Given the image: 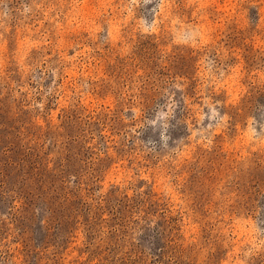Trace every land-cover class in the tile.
<instances>
[{"label":"rangeland","instance_id":"obj_1","mask_svg":"<svg viewBox=\"0 0 264 264\" xmlns=\"http://www.w3.org/2000/svg\"><path fill=\"white\" fill-rule=\"evenodd\" d=\"M0 264H264V0H0Z\"/></svg>","mask_w":264,"mask_h":264}]
</instances>
